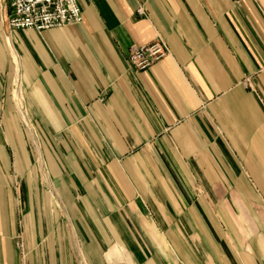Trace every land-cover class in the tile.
<instances>
[{
    "label": "crops",
    "instance_id": "obj_1",
    "mask_svg": "<svg viewBox=\"0 0 264 264\" xmlns=\"http://www.w3.org/2000/svg\"><path fill=\"white\" fill-rule=\"evenodd\" d=\"M75 2L0 0V264H264V0Z\"/></svg>",
    "mask_w": 264,
    "mask_h": 264
},
{
    "label": "built area",
    "instance_id": "obj_2",
    "mask_svg": "<svg viewBox=\"0 0 264 264\" xmlns=\"http://www.w3.org/2000/svg\"><path fill=\"white\" fill-rule=\"evenodd\" d=\"M12 9L8 26L14 30L42 32L61 29L82 22L75 0H7ZM166 55L160 42L128 50L127 61L138 71H145Z\"/></svg>",
    "mask_w": 264,
    "mask_h": 264
},
{
    "label": "rangeland",
    "instance_id": "obj_3",
    "mask_svg": "<svg viewBox=\"0 0 264 264\" xmlns=\"http://www.w3.org/2000/svg\"><path fill=\"white\" fill-rule=\"evenodd\" d=\"M21 111H22V106H19V112L21 113ZM17 247H20V245L17 244Z\"/></svg>",
    "mask_w": 264,
    "mask_h": 264
}]
</instances>
